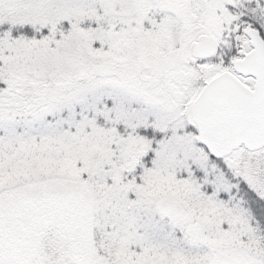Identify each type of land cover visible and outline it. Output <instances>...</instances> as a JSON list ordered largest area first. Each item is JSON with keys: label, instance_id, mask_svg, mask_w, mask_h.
<instances>
[{"label": "snow or ice", "instance_id": "obj_1", "mask_svg": "<svg viewBox=\"0 0 264 264\" xmlns=\"http://www.w3.org/2000/svg\"><path fill=\"white\" fill-rule=\"evenodd\" d=\"M0 264H264V0H0Z\"/></svg>", "mask_w": 264, "mask_h": 264}]
</instances>
